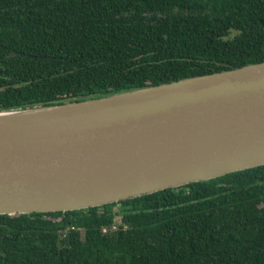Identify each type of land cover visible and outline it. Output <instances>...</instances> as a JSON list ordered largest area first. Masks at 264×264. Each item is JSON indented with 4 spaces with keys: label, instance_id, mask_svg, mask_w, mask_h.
<instances>
[{
    "label": "trees",
    "instance_id": "1",
    "mask_svg": "<svg viewBox=\"0 0 264 264\" xmlns=\"http://www.w3.org/2000/svg\"><path fill=\"white\" fill-rule=\"evenodd\" d=\"M262 61L264 0H0V111ZM0 264H264V164L90 208L0 214Z\"/></svg>",
    "mask_w": 264,
    "mask_h": 264
},
{
    "label": "water",
    "instance_id": "2",
    "mask_svg": "<svg viewBox=\"0 0 264 264\" xmlns=\"http://www.w3.org/2000/svg\"><path fill=\"white\" fill-rule=\"evenodd\" d=\"M264 164V61L0 111V214L84 209Z\"/></svg>",
    "mask_w": 264,
    "mask_h": 264
},
{
    "label": "built area",
    "instance_id": "3",
    "mask_svg": "<svg viewBox=\"0 0 264 264\" xmlns=\"http://www.w3.org/2000/svg\"><path fill=\"white\" fill-rule=\"evenodd\" d=\"M112 228H116V226H115V225H113V226H112ZM103 230H105V229H103Z\"/></svg>",
    "mask_w": 264,
    "mask_h": 264
}]
</instances>
